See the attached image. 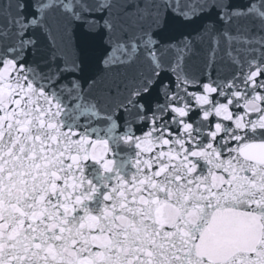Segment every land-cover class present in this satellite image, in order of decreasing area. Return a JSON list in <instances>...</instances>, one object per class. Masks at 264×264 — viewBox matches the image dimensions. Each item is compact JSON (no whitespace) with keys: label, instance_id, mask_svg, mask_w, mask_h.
<instances>
[{"label":"snow or ice","instance_id":"snow-or-ice-1","mask_svg":"<svg viewBox=\"0 0 264 264\" xmlns=\"http://www.w3.org/2000/svg\"><path fill=\"white\" fill-rule=\"evenodd\" d=\"M0 264H264V0H0Z\"/></svg>","mask_w":264,"mask_h":264}]
</instances>
